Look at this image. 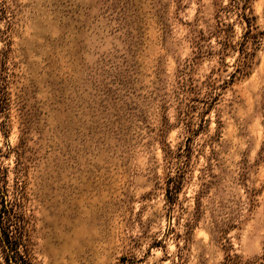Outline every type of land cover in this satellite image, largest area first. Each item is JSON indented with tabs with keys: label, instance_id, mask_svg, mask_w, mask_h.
<instances>
[{
	"label": "rangeland",
	"instance_id": "1",
	"mask_svg": "<svg viewBox=\"0 0 264 264\" xmlns=\"http://www.w3.org/2000/svg\"><path fill=\"white\" fill-rule=\"evenodd\" d=\"M0 264H264V0H0Z\"/></svg>",
	"mask_w": 264,
	"mask_h": 264
},
{
	"label": "trees",
	"instance_id": "2",
	"mask_svg": "<svg viewBox=\"0 0 264 264\" xmlns=\"http://www.w3.org/2000/svg\"><path fill=\"white\" fill-rule=\"evenodd\" d=\"M7 244H8V246H9V248H8V251L10 250V244H9V242H7ZM12 251V250H11Z\"/></svg>",
	"mask_w": 264,
	"mask_h": 264
}]
</instances>
